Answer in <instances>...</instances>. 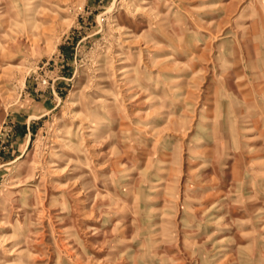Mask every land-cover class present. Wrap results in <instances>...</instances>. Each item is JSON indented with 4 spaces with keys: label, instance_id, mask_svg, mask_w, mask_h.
<instances>
[{
    "label": "rangeland",
    "instance_id": "1",
    "mask_svg": "<svg viewBox=\"0 0 264 264\" xmlns=\"http://www.w3.org/2000/svg\"><path fill=\"white\" fill-rule=\"evenodd\" d=\"M0 264H264V0H0Z\"/></svg>",
    "mask_w": 264,
    "mask_h": 264
},
{
    "label": "bare ground",
    "instance_id": "2",
    "mask_svg": "<svg viewBox=\"0 0 264 264\" xmlns=\"http://www.w3.org/2000/svg\"><path fill=\"white\" fill-rule=\"evenodd\" d=\"M132 72H134V69L132 68V69H130V70H128V72L124 75V76H126V75H131V74H133ZM121 73V72H120Z\"/></svg>",
    "mask_w": 264,
    "mask_h": 264
}]
</instances>
